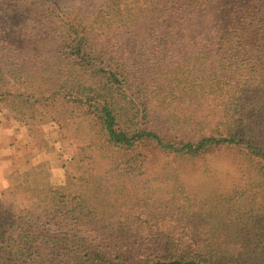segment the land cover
<instances>
[{
	"label": "trees",
	"instance_id": "1",
	"mask_svg": "<svg viewBox=\"0 0 264 264\" xmlns=\"http://www.w3.org/2000/svg\"><path fill=\"white\" fill-rule=\"evenodd\" d=\"M0 19V104L60 143L0 182V264H264V0H0ZM223 149L248 194L154 187L151 154Z\"/></svg>",
	"mask_w": 264,
	"mask_h": 264
},
{
	"label": "rangeland",
	"instance_id": "2",
	"mask_svg": "<svg viewBox=\"0 0 264 264\" xmlns=\"http://www.w3.org/2000/svg\"><path fill=\"white\" fill-rule=\"evenodd\" d=\"M4 27L5 25L0 19V31ZM44 32L45 30L40 24L34 30L33 35H36L37 39H41ZM1 104L3 105L0 107V128L12 126L15 130L10 133L7 144H3L4 139L0 141V145H6L3 150L2 145L0 146L1 157L4 158L2 166H0V182L9 185L20 179L17 176L21 177L20 174L26 172L36 157L37 159L41 156L55 157L60 143L56 139L47 140L42 125H34V128L31 129L32 127L30 128L17 120L10 102L6 101ZM150 156L147 160V167L149 174L156 177L154 187L158 189L159 193L161 190L163 194L162 188L166 183H175L176 189H180L176 193V199L179 201L186 197L212 199V203L217 205L216 207H220L226 199L234 197L239 192L248 194L245 180L247 166L235 151L223 149L209 154L204 159L182 160L184 162L172 160L170 157L166 158L159 153H153ZM14 170H17L19 174H14ZM236 207L239 208L238 205ZM230 216L231 214H228L224 217Z\"/></svg>",
	"mask_w": 264,
	"mask_h": 264
},
{
	"label": "crops",
	"instance_id": "3",
	"mask_svg": "<svg viewBox=\"0 0 264 264\" xmlns=\"http://www.w3.org/2000/svg\"><path fill=\"white\" fill-rule=\"evenodd\" d=\"M3 104H1L0 107H2ZM13 131H15V130L12 128V126L11 127L8 126V128H7V126H6V128H2V129L0 128V135H2V136H0V141H3V139H4L5 142H3V144L4 143L7 144L8 140L10 138V133ZM3 144H1L2 150L4 149V147H6V145L3 146ZM3 159L4 158L1 157V149H0V166H2L1 164H2Z\"/></svg>",
	"mask_w": 264,
	"mask_h": 264
}]
</instances>
